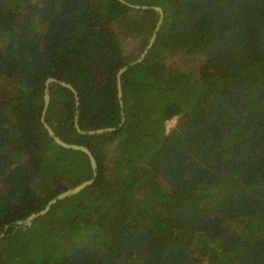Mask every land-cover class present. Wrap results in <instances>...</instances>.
I'll return each instance as SVG.
<instances>
[{
    "label": "trees",
    "instance_id": "trees-1",
    "mask_svg": "<svg viewBox=\"0 0 264 264\" xmlns=\"http://www.w3.org/2000/svg\"><path fill=\"white\" fill-rule=\"evenodd\" d=\"M0 0V264H264V0ZM29 225L15 224L92 175ZM174 121L167 126V121ZM9 226L4 229L5 225Z\"/></svg>",
    "mask_w": 264,
    "mask_h": 264
},
{
    "label": "water",
    "instance_id": "water-1",
    "mask_svg": "<svg viewBox=\"0 0 264 264\" xmlns=\"http://www.w3.org/2000/svg\"><path fill=\"white\" fill-rule=\"evenodd\" d=\"M124 3H127L129 6L131 7H134V8H155L159 11V19L156 23V26L152 32V35L148 41V43L146 44V46L144 47V49L142 50V52L140 53L139 57H137L136 59L130 61V62H127L125 63L124 65H122L118 70H117V73H116V78H117V96H118V99H119V102L122 103V89H121V74L124 70H126L129 66L139 62L143 57L144 55L146 54V52L148 51V49L151 47L154 39H155V35H156V31L159 27V25L161 24L162 22V18H163V10L160 6L158 5H139V4H132V3H129V2H126L125 0H120ZM59 82L61 83L62 85L64 86H67L68 88H70L72 90V92L74 93V97H75V120H74V124H75V127L80 131V132H83V133H89V134H95V133H102V132H105V131H110L112 129H114L115 127H105V128H97V129H91V130H80L79 128V125H78V114H79V97H78V94H77V91L75 90V88L72 86L71 83L69 82H66V81H63V80H58L57 78L53 77V76H48L45 80V83H44V94H43V99H44V105H43V108H42V113H41V121L45 127V129L47 130L48 132V135L50 137L53 138V140L64 146V147H67V148H73V149H78V150H81V151H84L88 157H89V160H90V165H91V169H92V175L90 178L88 179H85L83 181H81L80 183L72 186V187H69L67 189H65L64 191H61L59 192L58 194H56L55 196H53L52 198H50L45 206L43 208H41L40 210L38 211H35V212H32L30 213L27 217H25L24 219L22 220H17L15 222V224H20L21 226H24V225H29L31 223V221L45 213L52 204H54L57 200L59 199H62L64 197H67V196H70V195H73L75 193H78L80 190H82L83 188H85L86 186H88L89 184H91L95 178L97 177V162H96V159L93 155V153L91 152V150L86 146V145H82V144H77V143H68V142H65L64 140H62L56 133L55 131L52 129V127L48 124V122L46 121L45 119V112H46V109H47V106H48V103H49V84L50 82ZM9 226V224H6L4 229H6L7 227ZM4 234V231H2L0 233V239L1 237L3 236Z\"/></svg>",
    "mask_w": 264,
    "mask_h": 264
},
{
    "label": "rangeland",
    "instance_id": "rangeland-1",
    "mask_svg": "<svg viewBox=\"0 0 264 264\" xmlns=\"http://www.w3.org/2000/svg\"><path fill=\"white\" fill-rule=\"evenodd\" d=\"M173 120H174V118H172L171 120H168L166 123H167V125H170V123H172L173 122Z\"/></svg>",
    "mask_w": 264,
    "mask_h": 264
},
{
    "label": "built area",
    "instance_id": "built-area-1",
    "mask_svg": "<svg viewBox=\"0 0 264 264\" xmlns=\"http://www.w3.org/2000/svg\"><path fill=\"white\" fill-rule=\"evenodd\" d=\"M174 121V120H173ZM171 124V123H170ZM168 126V125H167Z\"/></svg>",
    "mask_w": 264,
    "mask_h": 264
}]
</instances>
